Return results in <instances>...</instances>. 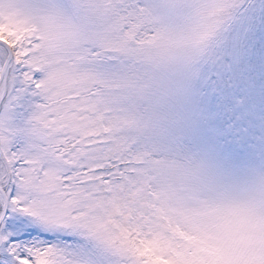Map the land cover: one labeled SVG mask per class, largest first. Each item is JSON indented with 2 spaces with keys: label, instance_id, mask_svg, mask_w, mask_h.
Masks as SVG:
<instances>
[{
  "label": "snow or ice",
  "instance_id": "1",
  "mask_svg": "<svg viewBox=\"0 0 264 264\" xmlns=\"http://www.w3.org/2000/svg\"><path fill=\"white\" fill-rule=\"evenodd\" d=\"M0 264H264V0H0Z\"/></svg>",
  "mask_w": 264,
  "mask_h": 264
}]
</instances>
